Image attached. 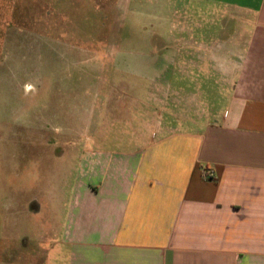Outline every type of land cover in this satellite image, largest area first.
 <instances>
[{"label": "rangeland", "instance_id": "rangeland-1", "mask_svg": "<svg viewBox=\"0 0 264 264\" xmlns=\"http://www.w3.org/2000/svg\"><path fill=\"white\" fill-rule=\"evenodd\" d=\"M186 3L0 0V264L48 249V226L55 214L62 223L84 149L138 140L143 130L153 136L196 111L212 120L206 112L218 101L207 95L223 87L180 64L217 63L207 47L222 41L221 28L245 29ZM130 121L135 132L118 133Z\"/></svg>", "mask_w": 264, "mask_h": 264}, {"label": "crops", "instance_id": "crops-1", "mask_svg": "<svg viewBox=\"0 0 264 264\" xmlns=\"http://www.w3.org/2000/svg\"><path fill=\"white\" fill-rule=\"evenodd\" d=\"M183 1L245 29L221 28L222 41L207 47L217 63L180 64L206 71L205 86L223 87L207 95L218 101L206 112L212 120L196 111L153 136L143 130L138 140L84 149L62 223L55 214L48 249L31 251L25 264H264V0Z\"/></svg>", "mask_w": 264, "mask_h": 264}, {"label": "built area", "instance_id": "built-area-1", "mask_svg": "<svg viewBox=\"0 0 264 264\" xmlns=\"http://www.w3.org/2000/svg\"><path fill=\"white\" fill-rule=\"evenodd\" d=\"M212 174L209 172V173H206V177H211Z\"/></svg>", "mask_w": 264, "mask_h": 264}]
</instances>
